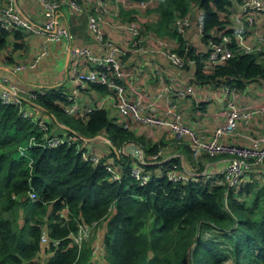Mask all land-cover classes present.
<instances>
[{
  "label": "trees",
  "instance_id": "1",
  "mask_svg": "<svg viewBox=\"0 0 264 264\" xmlns=\"http://www.w3.org/2000/svg\"><path fill=\"white\" fill-rule=\"evenodd\" d=\"M241 1L157 0L147 9L156 19L141 24V32L147 29L158 36L175 37L177 51L194 61L198 82L217 86L228 82L243 89L251 80L264 79L263 52H241L204 68L197 48L186 44L173 27L178 16L196 5L203 39L214 31L231 32L229 13ZM23 31L0 27V53L10 33L21 38ZM92 84L100 91L107 89ZM66 101L60 88L49 87L38 92L33 105L51 113L53 121L64 124L67 134L76 139L55 146L32 144L22 154L17 147L26 146L32 135L42 141L44 131L22 116L17 106L0 102V264H93L98 256L91 254L92 234L80 248L72 238L79 222L93 221L101 225L104 264H222L230 257L233 264H264V175L258 177L257 168L228 190L226 205L224 187L212 183L213 178L185 184L167 180L162 173L167 161L142 165L152 178L139 185L129 174L130 167L139 163L138 157L128 152L119 156L114 148L134 142L146 159L164 141L151 142L136 135L109 117L103 107L94 108L86 119L68 115L61 108ZM101 134L110 151L93 164L82 156L87 147L79 148L76 142L79 137ZM108 160L121 168L120 180L108 179L102 166ZM27 190H33L37 198L31 200ZM43 228L50 238L60 240L57 248H43L45 260L37 256ZM207 231L210 237L204 238Z\"/></svg>",
  "mask_w": 264,
  "mask_h": 264
},
{
  "label": "built area",
  "instance_id": "2",
  "mask_svg": "<svg viewBox=\"0 0 264 264\" xmlns=\"http://www.w3.org/2000/svg\"><path fill=\"white\" fill-rule=\"evenodd\" d=\"M0 5V27L10 30L12 28H22L32 34H44L41 48L38 50L32 64L34 65L38 59L46 54L47 43L60 39H70V30L66 23L58 17V11L61 6L65 5L79 13H86L88 16V27L93 32L95 40L101 44L102 51H94L88 45H72L68 44L69 65L67 73L69 78L74 81L78 87H83L87 83H99L107 87L111 91L114 105L122 116L120 124L128 130L135 131L138 125H146L149 128L167 127L170 132V138L177 142L186 139V143L190 151L195 155L207 154L213 156L216 153L227 154L223 168L217 173L207 171V165L199 160H194L191 167H185L182 162V156L179 154L177 161L174 156L164 158V145H159L157 149L144 158L138 156L139 163L130 167L129 174L139 185H144L152 178L150 170L142 167L145 163H167L164 165L163 175L173 184H185L188 181H197L207 178L215 185L224 187L223 202L227 204V193L230 188L237 187L242 176L249 170L257 168V176L264 175L261 168H264V135L253 134L239 129V124H247L249 117L254 111L264 108V105L256 109L250 106L241 107L237 101L240 95V89L236 86L224 82L221 84L224 105L221 113L224 116V122L214 128L209 137L198 134L194 129L187 125L182 116V111L177 104L175 97H185L194 94V86L186 84L183 87H173L172 84H166L160 90V95L164 98V108L162 116L157 113L158 104L154 101L144 102L141 95L132 96L129 92L131 87L130 80L132 73L122 66L121 56L125 51L146 52L143 36L141 32V23L133 17L129 20L121 19L118 10L111 12L109 0H37L40 5L43 19L41 21H33L21 14L14 6L12 0H2ZM140 6L145 4L140 2ZM110 14L114 19L111 24L118 32H128L127 40L128 48L122 49L112 39L107 38L100 26L101 22H106L104 17ZM200 15V9L197 7L191 13L178 16L173 27L177 34L183 38L195 31L202 40V49L199 51L201 62L204 68L212 65L224 63L229 58L244 52H263L264 53V26L259 23L260 18L264 19V0H242L239 8L233 13L231 25L227 29L231 32L223 30L214 31L203 39V22L200 18L194 19L193 15ZM163 43L162 39L158 40ZM188 44V42H186ZM178 47V46H177ZM176 48H165L158 50L173 66L181 69L188 61L183 54H180ZM264 58V54H262ZM193 61V60H191ZM26 63L20 62L13 67L14 70L26 67ZM35 90H25L17 84L10 82L7 76L0 78V102L4 104H13L17 106L18 111L24 117H29L36 122L39 129L44 131L43 140L37 141L34 135L28 139L26 146L19 145L21 153L24 149L32 144L39 143L46 146H55L61 142H72L75 136L69 134H49V125L46 120L31 115L28 105H33L34 98L38 95ZM67 101L61 103L63 111L76 118L86 119L89 113L94 109L90 106H81L76 96V88L72 93L61 90ZM235 137L244 142H232L228 139ZM83 144L91 138L79 137ZM108 142L107 138L105 137ZM82 147V146H81ZM115 153L121 156L125 150V144L114 148ZM141 150V149H140ZM82 156L90 160L93 164H98L100 156L87 150L82 151ZM108 172L110 181H118L121 178V168L113 165L108 160L102 164ZM157 172L159 170L157 169ZM183 194V189L180 191ZM27 195L31 200L37 198L33 190H27ZM63 215V213H62ZM97 222L91 223L79 222L77 231L72 235L73 243L80 248L81 243L94 232ZM208 232V231H207ZM208 234H210L208 232ZM40 249L57 248L60 240L58 238H50L47 229L43 228L39 237ZM92 256H97L105 252L103 240L92 244ZM38 251V253H39ZM92 259V263L95 264Z\"/></svg>",
  "mask_w": 264,
  "mask_h": 264
},
{
  "label": "crops",
  "instance_id": "3",
  "mask_svg": "<svg viewBox=\"0 0 264 264\" xmlns=\"http://www.w3.org/2000/svg\"><path fill=\"white\" fill-rule=\"evenodd\" d=\"M17 10L33 21H41L43 15L37 0H12ZM86 1V0H80ZM144 0H109L111 12L118 10L119 15L123 17H138L141 20L153 21L156 19L154 12H148V8L156 5L157 0H145L146 8H138L140 2ZM0 0V5L2 4ZM145 7V6H144ZM239 8V4L231 8V18L233 13ZM229 13V14H230ZM58 17L62 23H66L70 30V39H60L49 41L47 43V52L42 55L34 65L33 63L38 50L41 48V43L44 39V34H32L28 31H23L21 38H15L12 33L8 37L6 48L0 53V78L7 76L10 82L17 84L25 90L43 91L49 87H57L68 93H72L76 88V96L81 106H90L92 108L103 107L107 110L108 116L120 123L122 116L114 105V100L111 91L106 89L100 91L92 83H87L83 87H78L74 81L69 78L67 66L69 65L68 44L72 45H88L94 51L101 52L102 46L99 44L93 35V32L88 27V16L86 13L76 12L68 6H61L58 11ZM196 19V15L192 16ZM196 17V18H195ZM106 22H101L100 26L107 38L112 39L119 47L126 50L128 48L127 40L128 32H118L111 21L114 19L110 14L104 17ZM121 18V19H122ZM124 20V19H123ZM142 20V21H143ZM259 23L264 26V19L260 18ZM144 46L146 52L125 51L121 56L122 66L126 70H130L132 77L130 80L131 87L129 92L132 96L141 95L143 101H154L158 104L157 113L162 114L164 108V98L160 95V90L166 84H172L173 87H183L186 84L194 86V94L185 97H175L178 106L182 111L184 122L194 129L198 134L209 137L214 128L224 122V116L221 113L224 101L221 86L213 83H200L195 79V63L188 60L183 68L178 69L173 66L158 50L165 48H176L178 41L173 36H158L149 30L142 32ZM162 39L163 43L158 40ZM185 42L194 45L198 51L202 49V40L195 31H190L185 38ZM193 42V43H191ZM20 62L26 63V67L14 70L13 67ZM241 107L250 106L258 108L264 105V79L252 80L247 83L245 89H240L239 99L237 101ZM30 107V108H29ZM31 110V115L42 118L49 123L50 134H66L67 127L60 121L54 122L51 113L45 111L40 106L28 105ZM239 129L253 134L264 135V108L254 111L249 117L246 125L239 124ZM133 132L136 135L145 137L148 141H164L165 146L164 158L174 156L179 158L182 156L183 165L191 167L194 160H199V165L205 163L207 171L217 173L225 163L227 154L216 153L213 156L205 157L202 155L193 154L184 139L182 142H177L170 138V132L167 127H157L154 129L146 125H138ZM173 141H172V140ZM232 142H244L238 138L231 137L228 139ZM175 141V143H174ZM170 143L172 145H170ZM186 145V146H185ZM87 150L101 156L109 154L110 146L107 143L104 135H98L91 138L86 144ZM141 149V148H140ZM143 157V152L141 150ZM264 173V168H261ZM102 238V233L101 237ZM98 239V242H101ZM39 254V255H38ZM37 254L44 260L47 255L44 252ZM103 254L97 255L94 259L99 264H104ZM96 257V256H95Z\"/></svg>",
  "mask_w": 264,
  "mask_h": 264
},
{
  "label": "rangeland",
  "instance_id": "4",
  "mask_svg": "<svg viewBox=\"0 0 264 264\" xmlns=\"http://www.w3.org/2000/svg\"><path fill=\"white\" fill-rule=\"evenodd\" d=\"M142 3H144L145 4V7H138V8H146L147 7V5H149V3L148 4H146V2H145V0L144 1H141ZM196 8H197V6L195 5V6H193L192 8H190V11H191V13L193 12V11H195L196 10ZM141 9V10H142ZM193 15V14H192ZM139 16H141L140 14L138 15V17H137V19L140 21V23L141 24H143L144 22H145V20H141V18L139 17ZM131 17V16H130ZM142 18H144L143 16H141ZM231 18V13L229 14V19ZM142 26V25H141ZM191 43H193V42H191ZM252 81V80H251ZM247 86V85H246ZM246 86H245V88H246ZM245 88H243V89H245ZM243 125H245V124H243ZM50 128V127H49ZM48 133L50 134V129H49V131H48ZM173 139V138H172ZM171 139V140H172ZM175 140V139H174ZM173 141V140H172ZM176 141V140H175ZM175 141H174V143H175ZM76 144H77V146L80 148L81 146H86V144H83V141L82 140H78L77 142H76ZM170 145H172L171 143H170ZM17 150H18V152L20 153V154H22L21 153V151H20V149L17 147ZM88 151V150H87ZM202 156H204L205 157V154H202ZM100 237H101V225L98 227L97 225L94 227V233L90 236V238H91V242H92V244H94V243H97L98 242V239H100ZM203 237L204 238H209L210 237V234H208V232H205L204 234H203ZM221 247H223L222 245H221ZM39 255V254H38ZM222 264H233V260H232V257H230V258H228L227 260H225V261H223L222 262Z\"/></svg>",
  "mask_w": 264,
  "mask_h": 264
},
{
  "label": "water",
  "instance_id": "5",
  "mask_svg": "<svg viewBox=\"0 0 264 264\" xmlns=\"http://www.w3.org/2000/svg\"><path fill=\"white\" fill-rule=\"evenodd\" d=\"M125 150L128 153L134 154L136 157L140 155V147L134 142H129L125 144Z\"/></svg>",
  "mask_w": 264,
  "mask_h": 264
}]
</instances>
